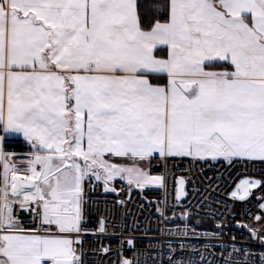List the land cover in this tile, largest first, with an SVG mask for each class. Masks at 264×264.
I'll return each instance as SVG.
<instances>
[{"label":"snow or ice","instance_id":"1","mask_svg":"<svg viewBox=\"0 0 264 264\" xmlns=\"http://www.w3.org/2000/svg\"><path fill=\"white\" fill-rule=\"evenodd\" d=\"M185 161L259 169L234 201L264 186V0H0V264H89L85 240L108 235L103 216L90 227V193L166 190ZM187 195L176 178L155 208L174 227L117 264H264L212 243L224 223Z\"/></svg>","mask_w":264,"mask_h":264},{"label":"built area","instance_id":"2","mask_svg":"<svg viewBox=\"0 0 264 264\" xmlns=\"http://www.w3.org/2000/svg\"><path fill=\"white\" fill-rule=\"evenodd\" d=\"M180 177L186 180V192L188 193L182 204L185 207L200 209L204 216L214 214L224 223L221 239L212 240V243L219 244L221 247L232 244L237 247L244 246L255 252L257 256L264 251L259 241L251 236L248 229L240 226L249 225L264 232V220L255 219L256 216H264V209L259 207L264 200L257 199L264 197V186L253 189V194L246 201H234L228 195L240 179H262L259 169L239 164L229 168L223 162L209 161L190 164L185 161L178 167L169 164L166 190L145 188L141 192L139 189H133L130 198L127 192H121L119 197L116 193L106 194L102 189L90 193L95 201L92 204L90 227L103 216L108 221V235L100 236L99 240L89 236L85 240V250L88 253L86 259L89 264H110V262L117 264L120 254L135 259L140 253L148 251L156 241L165 239L160 234L161 230L174 227V225L159 222L155 208L157 202L164 200L165 197L170 205L174 203L175 179ZM115 186L117 189L127 187L121 181H117ZM117 198L124 199L126 205L114 206ZM108 209L112 210L111 214L107 211ZM177 213L179 214V208H177ZM168 214L171 215V213ZM214 223L211 219L205 220L199 231L211 230ZM127 238L134 239L136 245L134 248H130L126 243L121 244V241ZM101 247H109L110 253L94 255L93 250ZM196 247L201 248L202 245L197 243ZM229 250H231L230 247ZM209 251H215L216 255H219L218 250L210 248ZM153 256H156V252H153ZM211 258L209 256V259ZM140 259L144 260L145 257L141 255Z\"/></svg>","mask_w":264,"mask_h":264},{"label":"rangeland","instance_id":"3","mask_svg":"<svg viewBox=\"0 0 264 264\" xmlns=\"http://www.w3.org/2000/svg\"><path fill=\"white\" fill-rule=\"evenodd\" d=\"M20 147V146H19ZM15 152V151H14ZM242 180H244V179H240L237 183H236V185H235V187H234V190H235V188H236V186H237V184H239ZM122 182V181H121ZM147 188H153V189H155V188H158V187H156V186H149V187H147ZM146 188V189H147ZM253 190V189H252ZM251 190V191H252Z\"/></svg>","mask_w":264,"mask_h":264},{"label":"trees","instance_id":"4","mask_svg":"<svg viewBox=\"0 0 264 264\" xmlns=\"http://www.w3.org/2000/svg\"><path fill=\"white\" fill-rule=\"evenodd\" d=\"M10 149H12V150H14V151H16V152H21L23 148L17 146V147L10 148Z\"/></svg>","mask_w":264,"mask_h":264},{"label":"crops","instance_id":"5","mask_svg":"<svg viewBox=\"0 0 264 264\" xmlns=\"http://www.w3.org/2000/svg\"><path fill=\"white\" fill-rule=\"evenodd\" d=\"M10 151H14V150H12V149H9ZM27 151V149L25 148V149H22V151L21 152H16L15 151V153H17L18 155H22L23 153H25Z\"/></svg>","mask_w":264,"mask_h":264}]
</instances>
